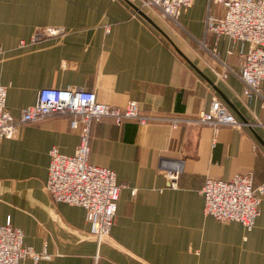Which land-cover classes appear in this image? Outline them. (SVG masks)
Wrapping results in <instances>:
<instances>
[{"label":"crops","instance_id":"0c3cea01","mask_svg":"<svg viewBox=\"0 0 264 264\" xmlns=\"http://www.w3.org/2000/svg\"><path fill=\"white\" fill-rule=\"evenodd\" d=\"M140 3L0 0V83L7 86L10 114L17 118L34 104L41 88L83 87L102 103L123 108L136 100L143 113L188 118L207 111L217 96L247 123L216 130L196 123H94L89 162L111 169L121 185L110 235L98 246L84 208L56 202L44 188L50 149L72 155L78 145L69 116L24 124L0 139V223L10 219L25 245L49 254L23 264H264V200L250 232L203 213L200 188L207 177L250 173L255 186L264 181V147L253 133L264 141V110L257 98H245L235 73L220 72L208 51L215 38L205 34V18L223 9L194 0L180 14L190 44L156 12L141 10L184 46L177 45L231 106L136 12ZM247 47L221 35L215 53L238 72L239 53ZM175 168L177 186L170 187L164 172Z\"/></svg>","mask_w":264,"mask_h":264},{"label":"built area","instance_id":"2783aa9c","mask_svg":"<svg viewBox=\"0 0 264 264\" xmlns=\"http://www.w3.org/2000/svg\"><path fill=\"white\" fill-rule=\"evenodd\" d=\"M140 2V9L153 10L165 22L175 23L181 28L179 16L192 7L194 0ZM209 3L220 6L223 13L220 16L208 14L205 18V34H212L215 38L213 48L208 51L218 59L220 72L223 75L235 73L244 86L245 98H257L264 110V0H209ZM221 35L248 45L239 53L238 72L215 53ZM201 46L206 48L204 42ZM6 95L7 86L0 83V139L11 138L18 127L27 123L51 116H69L71 128L78 132V145L72 155L63 154L56 147L50 149L44 188L54 201L84 208L85 219L91 226V236L97 246L110 235L121 185L111 169L89 162L94 123L105 118L115 125L135 121L140 124H168L175 128L181 124L196 123L215 130L222 126L239 127L245 124L217 96H213L207 111L188 118L143 113L136 100H129L123 108L102 103L93 91L83 87H44L39 89L36 102L23 107L15 118L6 108ZM179 173L177 168L164 172L170 187L177 186ZM200 193L204 198V215L220 222L237 221L246 232H250L264 200V181L255 186L250 173L236 174L230 180L207 177ZM28 258L37 263L41 258H49V254L35 252L25 245L22 230L13 226L10 219L0 223V264H23Z\"/></svg>","mask_w":264,"mask_h":264},{"label":"water","instance_id":"95a60500","mask_svg":"<svg viewBox=\"0 0 264 264\" xmlns=\"http://www.w3.org/2000/svg\"><path fill=\"white\" fill-rule=\"evenodd\" d=\"M134 9L138 14H140L142 17H144L150 24H152L157 30H159L171 43L175 51L200 75L202 76L209 84L213 86V88L221 95V92L217 87L211 82V80L193 63V61L175 44L173 40H171L167 34L145 13L143 12L139 7L134 6ZM222 96V95H221ZM223 97V96H222ZM223 99L226 101L227 104L231 106L229 101L225 97ZM243 122L247 123V120H243ZM253 133L257 140L263 145L264 147V141L260 138V136L253 130Z\"/></svg>","mask_w":264,"mask_h":264},{"label":"rangeland","instance_id":"374dc122","mask_svg":"<svg viewBox=\"0 0 264 264\" xmlns=\"http://www.w3.org/2000/svg\"><path fill=\"white\" fill-rule=\"evenodd\" d=\"M144 10H147L146 8L144 9ZM147 11H149V10H147ZM151 12V11H150ZM154 14V13H153ZM158 17V16H157ZM160 20H163L162 18L160 19ZM164 21V20H163ZM166 24H168V26L170 27H172L171 29L172 30H174L173 32H175V33H177V34H179L187 43H191V41L189 42V40L187 39V37L185 36V34L181 31V29L175 24V23H169V22H166ZM174 37V36H173ZM173 39H175V38H173ZM177 45L183 50V51H186L183 47V45L182 44H180V43H178L177 42ZM188 54V53H187Z\"/></svg>","mask_w":264,"mask_h":264}]
</instances>
